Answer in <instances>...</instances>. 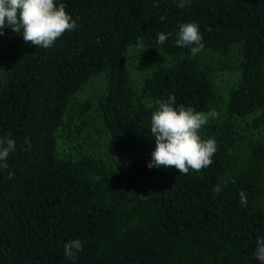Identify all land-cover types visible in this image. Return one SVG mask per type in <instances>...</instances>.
Segmentation results:
<instances>
[{"label":"trees","instance_id":"trees-1","mask_svg":"<svg viewBox=\"0 0 264 264\" xmlns=\"http://www.w3.org/2000/svg\"><path fill=\"white\" fill-rule=\"evenodd\" d=\"M56 3L76 28L47 49L16 33L0 77V138L16 142L0 167V264H262L264 0ZM184 23L203 37L195 56L176 44ZM161 32L171 34L163 44ZM136 45L172 61L140 76L128 62ZM234 49L239 75L224 95L210 56ZM95 77L103 90L74 102ZM170 96L174 107L218 113L199 133L217 144L199 172L147 166L155 101ZM77 239L82 250L66 259Z\"/></svg>","mask_w":264,"mask_h":264},{"label":"clouds","instance_id":"clouds-1","mask_svg":"<svg viewBox=\"0 0 264 264\" xmlns=\"http://www.w3.org/2000/svg\"><path fill=\"white\" fill-rule=\"evenodd\" d=\"M186 3H190V0H181L178 6L184 8ZM6 27L17 34L22 32L26 43L47 49L66 31L74 30L76 21L66 11L65 4L57 6L56 0H0V35L4 34ZM170 35L158 33V43L163 44ZM202 41L196 23L180 25L176 39L178 46L190 47L195 56L204 48ZM174 103V96L167 101H155L158 107L151 116V135L155 138L156 147L147 166L175 168L180 174H187L190 169L199 172L212 164V156L217 151L215 138L205 140L199 133L210 119L217 118L218 113L215 110L197 112L183 105L177 108L173 106ZM146 107L152 108L153 104L147 103ZM15 148V140L0 138V167L8 168V164L2 162ZM214 191L219 192L220 188L217 186ZM240 197L241 203L246 204L243 191ZM64 250L66 259H75L76 253L82 250V243L78 239L69 241L64 245ZM255 256L264 264V237L258 238Z\"/></svg>","mask_w":264,"mask_h":264},{"label":"rangeland","instance_id":"rangeland-1","mask_svg":"<svg viewBox=\"0 0 264 264\" xmlns=\"http://www.w3.org/2000/svg\"><path fill=\"white\" fill-rule=\"evenodd\" d=\"M3 32L4 34L0 35V77H2L9 58L18 50V47L14 45V35L16 33L10 27H6ZM171 61V56L165 55L156 47L136 45L128 50V62L140 76L153 73L157 69L167 66ZM210 61L213 66L212 74L215 84L222 94L226 95L228 89L237 82L240 54L236 49L228 55L216 53L210 56ZM103 83L104 81L101 77H95L73 101L77 102L85 96L94 98L103 90ZM262 134L264 135V130ZM94 137L98 141L97 146L101 149L102 155L106 156L108 147H106L107 145L103 146L105 144L104 137L97 133L94 134ZM60 145L61 148L68 146V144Z\"/></svg>","mask_w":264,"mask_h":264}]
</instances>
